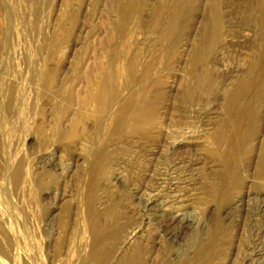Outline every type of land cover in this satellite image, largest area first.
<instances>
[{"label":"rangeland","instance_id":"rangeland-1","mask_svg":"<svg viewBox=\"0 0 264 264\" xmlns=\"http://www.w3.org/2000/svg\"><path fill=\"white\" fill-rule=\"evenodd\" d=\"M263 154L264 0H0V264H264Z\"/></svg>","mask_w":264,"mask_h":264},{"label":"bare ground","instance_id":"bare-ground-1","mask_svg":"<svg viewBox=\"0 0 264 264\" xmlns=\"http://www.w3.org/2000/svg\"><path fill=\"white\" fill-rule=\"evenodd\" d=\"M124 60V59H123ZM120 62V61H119ZM129 66V64H125V65H119L118 66V64H117V66H118V68L116 69V71H117V73H118V71H120V70H122L125 66ZM131 66V65H130ZM23 70H25V69H23ZM22 70V71H23ZM119 77V76H118ZM116 79V78H115ZM104 89H105V87H104ZM10 94V93H9ZM13 94V93H12ZM11 95V94H10ZM104 96V95H103ZM101 100H104V101H106L105 99H101ZM130 101H132V102H130ZM128 103H129V105H128V110L130 109V107L131 108H133L134 109V99H132V100H130ZM137 103H139V101L138 100H135ZM237 101V100H236ZM233 103V104H232ZM231 103V105H234V102H232ZM10 104V103H9ZM13 104V103H12ZM136 104V103H135ZM138 106V105H137ZM13 107V106H12ZM229 108L230 109H232V106H229ZM241 110V112H243V110H246V109H244L243 108V110L242 109H240ZM13 111V110H12ZM11 111V112H12ZM234 111V110H233ZM14 112V111H13ZM246 112V111H245ZM19 113V112H18ZM14 114H16V113H14ZM241 114V113H240ZM244 114V113H243ZM9 115V114H8ZM18 115V114H17ZM16 116V115H15ZM244 116H245V114H244ZM243 116V117H244ZM17 117V116H16ZM15 117V118H16ZM120 116H117V117H115L114 118V122L115 123H118V119H120L119 118ZM132 118H134V116H133V113L132 114H129L128 115V118H125L126 119V122L123 124V125H129V123H131V122H133V121H131V119ZM9 119H10V116H9ZM113 122V123H114ZM108 125H110V123L108 124ZM14 126V125H13ZM108 127V126H107ZM127 127V126H126ZM106 128V127H105ZM109 128H110V126H109ZM109 130V129H108ZM15 131V130H14ZM7 133V132H6ZM224 140L225 139H228V142H229V149H228V154H227V157H226V163H228V167H227V173L225 174V175H223V178H224V186H231V185H233L234 183H236V180H235V177H234V172H233V170H234V168H233V166H234V161H236V156H237V139H236V136L234 135V134H232L230 131H228V130H226V131H224V133H223V135L221 136ZM249 138V136H244V140L246 141L247 139ZM11 157V156H10ZM19 159V158H18ZM22 159V158H21ZM15 161V160H14ZM14 161H12L13 163H14ZM23 162V161H22ZM261 162L264 164V154H263V156H262V158H261ZM16 163V162H15ZM20 163V162H19ZM19 163H17V167H18V164ZM262 164V165H263ZM16 165V164H15ZM13 166V165H12ZM21 166V165H20ZM24 166V165H23ZM95 166V165H94ZM11 167V166H10ZM95 167H97V165L95 166ZM94 167V168H95ZM21 168V167H20ZM14 170V169H13ZM22 171V170H21ZM262 171V170H261ZM260 171V172H261ZM23 172V171H22ZM263 172H264V170H263ZM16 173V172H15ZM94 173V172H93ZM9 175H11V174H9ZM17 175V174H16ZM263 175V174H262ZM20 177V176H19ZM22 177H23V175H22ZM13 179V178H12ZM18 179V178H17ZM14 180V179H13ZM16 180V179H15ZM1 181V180H0ZM12 181V180H11ZM17 181H19V180H17ZM21 183H23L24 184V182H22V181H20ZM20 182H19V184H20ZM13 184H14V182H12ZM15 183H18V182H15ZM2 185H3V183H2ZM8 185V184H7ZM16 185H18V184H16ZM15 185V186H16ZM21 186H23V185H21ZM3 187V186H2ZM19 187V186H18ZM4 188V187H3ZM13 188V187H12ZM20 188V187H19ZM26 188V187H25ZM15 189H16V187H15ZM29 190H31L30 188H28ZM4 190V189H3ZM11 190V189H10ZM13 190V189H12ZM18 190V189H17ZM1 191V190H0ZM24 191V190H23ZM223 191V190H222ZM6 192V191H5ZM4 192V193H5ZM18 192V191H17ZM20 192V191H19ZM28 192V191H27ZM32 194H33V192H31ZM16 194V193H15ZM20 194V193H19ZM19 194H18V196H19ZM22 194H23V192H22ZM17 195V194H16ZM15 195V196H16ZM31 195V194H30ZM10 196V195H9ZM22 196V195H21ZM21 196H20V198H21ZM8 198V197H7ZM10 198V197H9ZM24 198V197H23ZM33 198H34V196H33ZM19 199V198H18ZM1 200V199H0ZM4 200V199H3ZM8 200V199H7ZM21 200V199H20ZM29 200V199H28ZM27 200V201H28ZM35 200V199H34ZM23 202H25V201H23ZM1 203H2V201H1ZM10 203V202H9ZM31 203V202H30ZM6 204H8V203H6ZM12 204H14V202L12 203ZM11 204V205H12ZM15 204H16V202H15ZM25 205V204H24ZM3 206V205H2ZM6 206V205H5ZM8 206V205H7ZM14 207V206H13ZM17 207V206H16ZM86 207V206H85ZM7 208V207H6ZM5 208V209H6ZM12 208V207H11ZM89 209H92L91 207L89 208ZM3 210V209H2ZM2 210H0V211H2ZM10 211V210H9ZM5 212V211H4ZM87 212V211H86ZM5 213H8V211L7 212H5ZM89 213H91L92 215H94L93 213H92V211H89ZM88 215V214H87ZM92 215H91V217H92ZM112 215V214H111ZM95 216V215H94ZM5 217V216H4ZM86 218V217H85ZM184 216H182V215H179V216H177V217H174V219H172V222L173 223H175V222H178V225H179V223H180V225L182 224L183 226L185 225V224H183L185 221H184ZM16 220V219H15ZM90 223V222H89ZM92 223V224H91ZM90 224H91V226L90 227H92L91 228V238H92V240H93V245H94V243L97 241V243L99 242V243H101L100 242V239H101V237L103 236L104 237V234H105V231L106 230H108V229H111V228H108V229H103L101 226H103V225H99V223H98V220L97 219H94L92 222H91ZM185 223H187V222H185ZM15 225V224H14ZM176 225V224H175ZM189 225V224H188ZM172 226H174V225H172ZM182 226V227H183ZM0 227H1V231L2 232H4L5 234H6V238H5V236H3V240L4 241H8V245H4L6 248H10V247H12V243H13V241H14V238H13V236H11V234L7 231V229H5V226L3 227V226H1L0 225ZM174 228V227H173ZM172 228V229H173ZM180 228V227H179ZM184 228H186V225L184 226ZM178 229V228H177ZM110 232H111V230H110ZM86 233V232H85ZM86 234H88V233H86ZM172 234V233H171ZM90 235V234H89ZM15 238H17V237H15ZM214 238H215V236H214ZM27 239V238H26ZM89 239V238H88ZM91 240V239H90ZM89 241V240H88ZM213 241V240H212ZM90 242V241H89ZM88 242V243H89ZM98 243V244H99ZM102 245V244H101ZM2 246V245H1ZM4 247V248H5ZM15 247V246H14ZM103 246H96L95 247V249H93V254L96 256V258L97 259H100L101 261H102V264H108L109 263V260H110V257H111V252L109 251V250H107V251H104L103 250V248H102ZM4 252V251H3ZM5 252H6V250H5ZM5 254V253H4ZM10 254H12V253H10ZM6 257V256H5ZM11 258H12V256H11ZM18 257H16V259H17ZM20 258V257H19ZM21 259V258H20ZM11 261H12V259H11ZM19 261V259H17V262ZM22 261H23V259H22ZM27 261H28V259H27ZM16 262V261H15ZM20 263V262H19ZM137 263V262H136ZM66 264V263H65ZM71 264V263H70ZM118 264H135L134 263V258H133V256L132 257H128V258H125L124 260H122V261H120V263H118Z\"/></svg>","mask_w":264,"mask_h":264}]
</instances>
